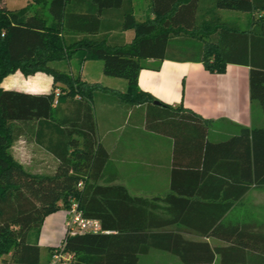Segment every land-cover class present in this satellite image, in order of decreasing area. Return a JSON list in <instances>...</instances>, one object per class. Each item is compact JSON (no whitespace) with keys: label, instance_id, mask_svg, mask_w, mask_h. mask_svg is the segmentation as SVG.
I'll use <instances>...</instances> for the list:
<instances>
[{"label":"trees","instance_id":"trees-1","mask_svg":"<svg viewBox=\"0 0 264 264\" xmlns=\"http://www.w3.org/2000/svg\"><path fill=\"white\" fill-rule=\"evenodd\" d=\"M124 2L127 8L120 26L131 29L133 36L127 43L107 45L104 38L94 36L102 10L123 7ZM212 2L217 9L264 11V0ZM198 3L151 0L153 18L136 22L130 0H30L15 9L0 0V83L16 71L52 77V89L46 94L0 86V259L4 264H40L39 247L28 241L29 232L38 230L47 215L66 210L70 199L84 217L99 220L101 226L96 233L66 236V249L74 253L75 264H139V257L150 249L166 251L182 264H214L218 259L221 264H264V221L248 214L224 218L233 201L251 186H264V127L242 128L225 141L207 143L223 149L218 171L232 181L226 193L235 187L233 201L212 203L220 207L217 218L173 217L172 205L156 202L160 197L134 196L124 186L110 184L116 173L110 171L108 154L98 141L92 107L94 92L108 89L50 65L73 56L80 62L101 60L104 75L127 82L125 92H114L122 103L150 104L153 97L137 85L140 61L163 58L174 38L200 41L199 60L206 70L222 73L230 62L249 66L250 98L264 110V61L257 58L264 41V15L256 18L260 32L251 29L249 43L243 40L242 48L233 49L229 41L247 35L225 22L197 20ZM70 31L82 36L67 41L65 34ZM56 83L62 85L57 93ZM20 136L33 137L52 154L51 173H34L28 159L13 155L12 145ZM179 207L182 210L184 205ZM178 227L224 244L188 239L175 230Z\"/></svg>","mask_w":264,"mask_h":264},{"label":"crops","instance_id":"crops-1","mask_svg":"<svg viewBox=\"0 0 264 264\" xmlns=\"http://www.w3.org/2000/svg\"><path fill=\"white\" fill-rule=\"evenodd\" d=\"M212 1L199 0L196 19L225 22L237 32H244L246 37L236 35V42L229 41V46L235 45L233 49L242 48L243 40L249 43L251 29L260 32L256 18L264 15V11L217 9ZM130 4L136 22L153 18L151 0H146V15L140 16L139 20L135 18L139 0H130ZM125 8L124 2L123 7L102 10L99 29L94 36H101L100 31L119 30L112 33L110 41L113 44L129 42L133 31L123 30L120 26L121 13ZM81 36L71 31L65 34L67 41ZM184 41L180 37L174 38L170 40L163 58L140 61L138 88L149 93L154 101H158L157 104L154 101L136 106L122 103L114 92H125L127 82L104 75L101 61L87 59L80 62L79 57L73 56L50 65L54 67L55 64L57 70L78 75L86 82L98 83L108 89L94 92L92 107L98 141L108 154L110 171L116 173V179L110 184L122 185L134 196L160 197L162 200L156 202L166 207L172 205L169 211L173 217L211 220L217 218L220 208L212 203L233 201L231 197L235 195V187L226 193L232 181L223 171H218L224 160L219 156L223 149L207 147L210 146L207 143L225 141L242 128L264 127V110L257 99L250 98L248 65L230 62L224 72H210L199 60L202 42L195 41L192 46L182 44ZM260 44L257 58L264 61V41ZM0 86L4 90L46 94L52 89V77L43 72L24 76L16 71L4 77ZM61 86L56 83L53 90L56 92ZM12 153L21 159L38 157L32 162L34 165H44L39 157H52L44 146L29 136H20L12 145ZM221 168L226 170L224 166ZM223 194L229 195L224 199ZM233 203L224 215L225 219L233 220L236 214H248L261 221L257 209L264 207V186H251ZM180 205H184L182 210H179ZM204 205H209L210 209H204ZM65 218L66 210L59 209L43 219L41 227L36 230L37 235L32 234L31 238L28 235V241L39 247L40 264H48L52 248L63 239ZM175 230L188 239L205 240L211 246L224 244L216 238H200L199 233L185 228ZM44 250L46 259L42 263L41 252ZM151 253L162 258L141 262L140 256L139 264H182L174 255L159 249H150L143 256ZM0 264H4L1 259Z\"/></svg>","mask_w":264,"mask_h":264},{"label":"built area","instance_id":"built-area-1","mask_svg":"<svg viewBox=\"0 0 264 264\" xmlns=\"http://www.w3.org/2000/svg\"><path fill=\"white\" fill-rule=\"evenodd\" d=\"M69 204V207L66 209L64 237L58 245L52 248L48 264H75L74 253L66 249L67 235L101 231L99 220L84 217L74 199H70Z\"/></svg>","mask_w":264,"mask_h":264},{"label":"rangeland","instance_id":"rangeland-1","mask_svg":"<svg viewBox=\"0 0 264 264\" xmlns=\"http://www.w3.org/2000/svg\"><path fill=\"white\" fill-rule=\"evenodd\" d=\"M28 2H30V0H6V5L10 9H15V8H19L21 6H24ZM145 2H146V0H139L140 5H137V9H136V13H135L136 20H139L140 16L146 15V10H145L146 4H145ZM143 20H145V19H143ZM114 32H119V30L118 31H111V32L100 31V33H101L100 37L105 39L107 45H113L112 41H110V37H111L112 33H114ZM183 43H186L185 45H192L193 46V42L190 44L189 40L182 42V44ZM93 61H101V60H93ZM53 66L56 67L55 64H53ZM64 67H65L64 69L67 70V65L65 62H64ZM79 69H80V65L78 66L77 72H79L78 71ZM93 70L95 71L96 69H94V67H93ZM65 72H67V71H65ZM97 72H98V69H97ZM16 158H18V157H16ZM27 158L29 159V168L32 172H34V173H51L53 171L54 159L52 157H41V158L39 157V159H42L41 162H43L44 165H42V163H41V165L40 164L39 165L33 164L36 158L38 160V157H30L29 156ZM24 165H26V164H24ZM257 213H258L259 217L262 220H264V207L258 208ZM36 233L37 232L35 229L31 230L29 232V237L31 238L32 234H33V236H35ZM155 258L161 259L162 257L158 256V254H156V253H151V254H149V256L148 255L142 256L141 262H147L148 259H155ZM45 259H46V251L44 250L43 252H41V262L44 263ZM215 264H221L219 259L215 262Z\"/></svg>","mask_w":264,"mask_h":264},{"label":"water","instance_id":"water-1","mask_svg":"<svg viewBox=\"0 0 264 264\" xmlns=\"http://www.w3.org/2000/svg\"><path fill=\"white\" fill-rule=\"evenodd\" d=\"M154 103H155V104H157V103H158V101H154Z\"/></svg>","mask_w":264,"mask_h":264}]
</instances>
